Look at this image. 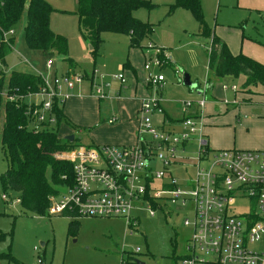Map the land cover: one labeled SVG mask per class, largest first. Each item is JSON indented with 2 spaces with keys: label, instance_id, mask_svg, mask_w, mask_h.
Segmentation results:
<instances>
[{
  "label": "rangeland",
  "instance_id": "1",
  "mask_svg": "<svg viewBox=\"0 0 264 264\" xmlns=\"http://www.w3.org/2000/svg\"><path fill=\"white\" fill-rule=\"evenodd\" d=\"M47 1L58 9L51 14L50 26L68 39V55L30 49L25 41L27 13H24L22 21L13 28L16 42L7 54L3 68L7 72L18 70L39 74L49 85H53L55 75L62 79L69 75L66 69L69 62L66 59L72 60L74 71L70 72V76H81V79L74 81V88L70 91L63 83L60 94L71 93L72 96L66 100V108L71 104L73 118L80 121L75 115L84 114L85 109L91 114L93 106L94 120L91 129L80 132L74 131L70 125L60 124V134L73 133L76 142L82 145H120L116 124L110 125L106 120L114 115L120 116L127 101L129 105L137 102L139 108L142 98L151 93L157 94L158 90L165 105L171 108L170 115L180 116L181 119L186 102H198L205 97V92L198 94L196 89L190 91L179 78L182 80L183 75L188 73L191 81H196L200 84L198 88L204 90L210 39L198 34V23L189 10L177 8L170 12L175 0H147L154 6L134 11L137 18L154 25L151 37L143 41L146 48L131 47L129 34L106 32L95 58L79 30L75 14L77 0ZM201 8L208 26L227 42L232 52L242 51L264 64V0H201ZM156 48L165 49L177 69H173L171 64L160 66L156 63L146 69V60L156 56ZM51 61L53 64L49 69L47 63ZM149 73L163 75L164 84L150 85L147 80ZM120 74L124 77V83L116 78ZM243 78H214L212 91L207 92L208 99L212 95L225 106V100L232 101L235 94H239L225 89L224 85H237L241 91H245L242 88ZM253 88L256 86H252L255 91ZM255 92L256 95L252 97V102H256L255 108L250 110V114L259 117L264 114V88L258 86ZM90 95L94 100L84 99ZM63 98L60 97V100ZM42 100L49 99L31 96L25 102L38 103ZM138 108L137 114L140 115ZM225 109L231 110V106H225ZM98 111L101 112L100 117ZM191 111L193 114L195 109ZM163 114L155 112L150 115L152 123L160 124ZM185 114H190V111ZM262 126L258 122L249 126L242 123L237 126V132L245 129L247 133ZM169 127L173 128L174 125ZM206 137L212 144L213 135ZM234 146L240 149L238 142ZM187 152L195 154V145L188 147ZM194 161L192 158L186 159L184 163L169 167V172L178 177L183 188H189L190 180L195 176ZM151 165L160 167V163L154 159ZM7 168L8 160L0 135V264H124L128 255L145 264H170L172 258L181 257L187 252L192 228L186 226L184 220L193 219L192 204L184 206L180 201H166V205L154 208V216L149 214L146 205L135 209L133 215L139 217V224L132 231L122 217L70 218L63 213H50L51 209L46 215H40L25 210L17 200V193L3 189L1 178ZM57 189L58 195L51 198L52 203L68 196L67 184H59ZM3 194L8 195L9 199H3ZM241 209L243 206L238 203V210ZM71 222L78 223L76 230L69 228ZM136 249L139 252L131 255Z\"/></svg>",
  "mask_w": 264,
  "mask_h": 264
},
{
  "label": "built area",
  "instance_id": "2",
  "mask_svg": "<svg viewBox=\"0 0 264 264\" xmlns=\"http://www.w3.org/2000/svg\"><path fill=\"white\" fill-rule=\"evenodd\" d=\"M13 30L0 36L7 41ZM152 48V44L149 46ZM156 56L146 60L150 64H164L158 58L164 54L156 48ZM53 62L47 63L52 68ZM3 65L0 63V69ZM4 69V68H3ZM65 79L55 75L53 85L45 81L44 86L31 96H41L49 100L29 103L27 114L36 126L56 122L53 114L54 103L63 102L69 94L61 95L62 84L67 90L74 88V81L81 76ZM124 83L122 74L116 77ZM150 85L161 86L163 75L148 74ZM225 89L239 92L237 85H224ZM60 97H64L60 100ZM15 101V95H9ZM56 101V102H55ZM207 98L197 103L188 101L183 108V118L174 127L168 120L166 128L155 126L150 115L164 109L158 96L145 97L140 102L137 140L128 145H78L71 151L58 156L73 165V184L68 186V196L52 203L50 213L77 211L78 217H122L126 225L139 224V217L133 211L146 205L149 214L155 215L156 207L166 205V201L182 205H193L194 217L185 218L184 224L192 228L187 242V252L171 259L170 264H264V148L263 149H211L205 138V115L192 114L195 106L201 110ZM226 104L236 105L241 101L235 97ZM190 111V114H185ZM116 117L108 120L114 123ZM163 125V126H164ZM195 145V154L187 152ZM194 159L195 176L189 188H183L178 177L169 172L173 164ZM158 161L160 167H153L151 160ZM2 198L7 200L8 195ZM18 200V199H17ZM19 201V200H18ZM162 201V202H161ZM238 203L243 209L238 210ZM139 249L132 252L136 255ZM127 264L126 260L123 261Z\"/></svg>",
  "mask_w": 264,
  "mask_h": 264
},
{
  "label": "trees",
  "instance_id": "3",
  "mask_svg": "<svg viewBox=\"0 0 264 264\" xmlns=\"http://www.w3.org/2000/svg\"><path fill=\"white\" fill-rule=\"evenodd\" d=\"M171 11L177 8L189 10L198 23V34L210 39L208 49L207 89H212L214 78L245 77L242 88L250 93L252 86L264 87V64L239 52L234 54L228 44L213 31L204 19L201 0H175ZM154 5L147 0H77L75 14L78 17L79 30L93 46L94 58L97 48L103 42L106 32L125 33L130 36L131 47L146 48L143 41L154 32V25L134 15L141 7ZM58 11L47 0H0V36L13 30L27 13L25 41L32 50L61 53L68 55V39L53 31L50 17ZM14 36L0 42V63L6 64V56L15 45ZM148 47V46H147ZM165 51V49H161ZM164 65L172 64L163 53L158 55ZM68 73L72 72V60L66 59ZM44 78L32 72L0 69V135L2 148L8 160V168L2 175L3 189L18 194L21 206L30 212L46 215L52 205L51 198L58 195L59 184H73V165L58 156L80 145L60 135L59 125H70L74 131H86L92 127H80L73 124L63 113L59 103H54L53 114L56 122L36 126L27 114L29 104L25 99L38 92L44 86ZM16 100L10 101L9 95ZM195 115V113H194ZM55 125V127H54ZM93 146V145H89ZM50 171V177L48 172ZM63 215L78 218L77 211H64ZM77 222H71L69 228L76 230ZM131 255H135L132 252ZM127 264H136L132 256Z\"/></svg>",
  "mask_w": 264,
  "mask_h": 264
},
{
  "label": "crops",
  "instance_id": "4",
  "mask_svg": "<svg viewBox=\"0 0 264 264\" xmlns=\"http://www.w3.org/2000/svg\"><path fill=\"white\" fill-rule=\"evenodd\" d=\"M149 41H151V39ZM237 53H234V54H237ZM170 63H172V61ZM171 65L173 66V69H177V65L175 62H173ZM66 69L68 70V68ZM180 70L181 72H184V70H182L181 68ZM73 71L74 69L72 70V72ZM207 76L205 78L204 90L199 89L198 87L196 89V91L201 90L202 93L205 92L206 94L205 97L207 98L206 105L202 110L198 109V107L195 106L194 107L195 111L193 112V114L195 113V114L200 115L203 113V115H205L206 125L203 130H204L205 138L208 141L210 148L211 149L236 148L234 145L238 142L240 149H249V150L263 149L264 148V114L262 116L259 115V117L250 114V110L255 108V103H256V102H252L253 101L252 97L256 95L255 91L258 88V86L261 87V85H258L256 86V88H253L255 91H253L251 87L249 89V91H251L250 93H248L247 90L241 91V89H239V92H238L239 96L235 94V97H237L241 101V103H238L236 105H229L224 102L226 107L231 106V110H230V109H225L224 104L222 102H219L212 95H210V98L208 99L209 96L207 92H211L212 89H207L206 87ZM243 80H245V77L243 78ZM179 81H184V75H183L182 80L181 78H179ZM193 90L194 89L190 88V91H193ZM67 91H70V90H67ZM71 96L72 95L70 93L69 97ZM150 96H158L161 99V104L164 109L162 122L157 125L154 124L155 126L160 127V128L168 127L167 125L163 124L165 119L168 120L169 123L172 125H174V123L177 124L180 121V116L170 115L171 108L168 105H165V102L161 96V93H159L158 90H157V94L151 93L147 97H150ZM84 99L90 101V100H94V97L90 95V96L84 97ZM66 100L67 99H65L62 102L63 103L62 105L61 103L59 104L63 110L64 115L75 125H78L80 127H91L93 125L92 123L94 120L93 113H92V111L94 110L93 106H91V114L89 113L88 109H85L84 114L75 115V117H78V119H80L79 121L73 118V116L71 115V110H70L71 104L66 108ZM74 102H75V99H74ZM194 103H197V102H194ZM125 104H126V107L121 110V115L120 116L114 115V117L117 118V120L114 123L111 124L108 122V119L106 120V122L110 125L116 124L115 128L117 129V133L119 135V141H120V143L118 144L120 145L134 144L137 140L138 103L132 102L129 105L127 101ZM240 105H243V106L240 107ZM139 108H140V105H139ZM228 111H230L231 113ZM100 115H101V112L98 111V116L100 117ZM254 122H258L259 125L263 124L262 128L257 129V130H252L251 132H247V133L245 132V129L244 130L240 129L238 130L239 132H237L238 125L245 123L246 126H249L251 123H254ZM232 123H234V125ZM176 127H179L178 124L176 125ZM248 129L249 128L246 127L247 131H249ZM69 134H73V133L60 134V135L66 136ZM208 134L213 135L212 144H210V139L207 138L208 136L206 137V135Z\"/></svg>",
  "mask_w": 264,
  "mask_h": 264
},
{
  "label": "water",
  "instance_id": "5",
  "mask_svg": "<svg viewBox=\"0 0 264 264\" xmlns=\"http://www.w3.org/2000/svg\"><path fill=\"white\" fill-rule=\"evenodd\" d=\"M86 41H87L88 49H89L90 51L93 50V46L91 45V43H90L88 40H86ZM183 84L186 85V86H188V87H190V88H192V89H197V87H198V84H197L196 82H192V81H191V79H190V75H189L188 73H185V74H184V81H183ZM197 92H198L199 94L202 93L201 90H197ZM65 137H66L67 139H69L70 141H74V139H75L74 134L66 135ZM135 263H136V264H145V263H144L143 261H141L140 259H136V260H135Z\"/></svg>",
  "mask_w": 264,
  "mask_h": 264
},
{
  "label": "flooded vegetation",
  "instance_id": "6",
  "mask_svg": "<svg viewBox=\"0 0 264 264\" xmlns=\"http://www.w3.org/2000/svg\"><path fill=\"white\" fill-rule=\"evenodd\" d=\"M136 259H138V258H136ZM136 259H135V260H136Z\"/></svg>",
  "mask_w": 264,
  "mask_h": 264
}]
</instances>
